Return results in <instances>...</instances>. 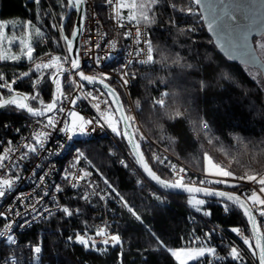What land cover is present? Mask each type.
Returning a JSON list of instances; mask_svg holds the SVG:
<instances>
[{
    "label": "trees",
    "instance_id": "obj_1",
    "mask_svg": "<svg viewBox=\"0 0 264 264\" xmlns=\"http://www.w3.org/2000/svg\"><path fill=\"white\" fill-rule=\"evenodd\" d=\"M93 1L97 12L107 23L105 0ZM140 2L137 0V3ZM41 8L45 9L43 17L35 14ZM53 9H56L53 18H49L46 13L53 12ZM189 9L192 12L190 16L185 13ZM67 11L68 7L63 5L57 8V0H41L39 7L31 0H0V23L10 20L34 21L31 25L41 28L43 35H35L32 41L33 61L48 53L64 56L67 55L66 44L63 40L55 43L59 33L51 25L53 19L57 24L62 23L64 19L60 17L65 18ZM120 11L128 17L130 9L122 7ZM149 16L151 23H141L150 26L154 61L148 67H136L129 72V94L136 106L139 101L140 120L148 135L157 145L199 172L209 174L204 159L206 154L214 164L232 172L235 177L243 176L246 172L264 175V79L255 81L244 65L219 51L193 0H160ZM74 24L73 13L65 26L69 38ZM259 39H254L255 49ZM1 69L31 72L33 67H29L28 61L4 63L0 60ZM50 72L44 71V79L37 88H33L28 78H23L17 90L30 95L38 90L40 99L45 104L50 103ZM38 75L33 73V77ZM68 80L69 77L64 78L65 89ZM107 81L127 105L121 85L113 79ZM165 92L168 95L164 97V107L154 104L153 101ZM31 104L39 107L37 101L31 100ZM14 107L11 105L0 114V135L5 123L33 120L21 110L12 111ZM177 112L179 116H176ZM202 122H207V129L202 128ZM75 148L89 158L116 188L119 196L142 218L141 221L136 220L122 203L117 231L123 241V264H179L167 249L198 247L211 227L229 230L238 226L249 231L244 215L234 205H231L232 211L225 213L222 211L224 202L204 199V208L212 212L211 217H205L189 205L190 197L167 194L154 185L153 188L143 185L138 175L122 166V157L117 152L110 154L112 147L106 139L77 140ZM124 150L129 151L125 144ZM143 150L153 169L161 177L171 180L164 163L154 159L158 157L154 150L148 147H143ZM232 185L216 184L213 187L239 194L249 190L242 185ZM66 206L79 208L81 212L71 218L64 217L62 213L51 217L23 234L17 246L0 249V260L15 258L19 262L33 261L35 253L31 249L39 245L42 248L40 262L118 264L119 246L100 253L85 251L82 246L66 240L68 236L85 233L93 227L86 206L79 202H69ZM192 215L196 221L192 220ZM150 233L159 237L167 248L161 249ZM228 233L230 242L233 233ZM193 237H200L201 240L193 242ZM205 246H208L207 242ZM211 246L215 247L213 244ZM229 250L227 246V249H220L219 252L227 255ZM218 264L234 262L226 260Z\"/></svg>",
    "mask_w": 264,
    "mask_h": 264
},
{
    "label": "snow or ice",
    "instance_id": "obj_2",
    "mask_svg": "<svg viewBox=\"0 0 264 264\" xmlns=\"http://www.w3.org/2000/svg\"><path fill=\"white\" fill-rule=\"evenodd\" d=\"M31 2L39 7L41 5V0H31ZM116 0H105V3L108 5H113ZM160 0H141L140 3H137V0H132L131 4L128 5H119V7H127L130 9L128 14V22H135L137 25L143 21L144 23H151V19L149 13L153 11V7L158 5ZM196 4H200L201 0H194ZM87 0H57V8L61 5L73 8L80 14V20L74 26V31L71 33V38H69L64 33V25L63 23L57 24L53 19V23L51 25L52 29L59 33L55 43L59 44L60 40H63L66 44V52L67 55H51L48 53L49 59L46 62H37L34 65L32 71H23L19 73L18 78H28L29 82L32 83L33 88H37V86L44 79V70L47 69H55L54 72H50L49 78L52 83L55 85V93L53 94L52 100L50 103L45 104L42 99H40V92L37 90L32 95H23L17 96L15 94L13 85L17 82V80H12L9 82L3 74H0V89H5L7 94L10 96L9 99L0 100V110L5 109L6 106L14 105L15 107L12 111L21 110L26 113L28 117L35 118V124L40 126L43 130L37 131L36 128H33V134L24 138L23 144L17 143L15 147H12L13 141L9 139L7 143L0 139V176L4 175L5 171H12L13 169H19L24 161H29L31 158L36 157L41 151H47L46 144L49 142L51 137L52 130H55L57 124L61 123L60 120L57 119V116L60 113L65 112V108L63 104L65 102L69 103L74 109L77 102L81 99L87 98L95 103H93V107L96 108L99 116L92 120H85L83 116L78 115L75 110L68 111V115L72 117L71 126L69 123H64L62 131L67 133L76 134L77 132L81 135L86 134V128L89 125L92 126H100L104 125L100 123V121H104L107 123L108 127L111 128L112 132L116 133L118 136H123L128 140L129 144L133 146V151L136 154V163L139 164L144 173L147 174L151 180L160 184L164 188H185L188 192H203L204 196H219L223 197L226 202L222 211L228 213L232 211L231 205H236L240 209L243 210V215L247 217V222L252 226V235L255 237V244L253 246V242L247 237L246 231L241 229L240 227H230V231L235 233L236 236L242 241V244L246 246V249H242L239 245H237L234 241L229 242V251L226 256L220 255L218 249L216 247L211 246L210 241L213 235L214 230H210L205 233V240L201 241L200 246L195 248H187L181 250H171L167 249L170 252V255L174 257L179 264H188L189 261H197L203 262V264H218L221 260H229L234 262V264H246V252L250 253L252 257L258 256V264H264V236H261L260 229L257 224V215L261 218H264V198L260 194H264V175H259L256 173L248 174L247 172L240 177H235L234 174L230 171L224 170L221 167H218L213 163L210 157L206 154L204 159L207 161L209 168L208 172L214 175L223 176V177H233L238 180H246L250 183L259 184V189H253L250 194L241 193L238 195H230L224 192H214L208 189H201L198 187H187L183 184L184 177L180 175V173H184V169H179L177 174V179L175 182H165L160 177H158L152 169L149 167L148 163L144 160L143 154L139 151L140 145L139 143L133 144V133L129 131L132 124L135 122V118L131 115L126 114L123 111V105L119 101V95L116 93L115 89L112 88L105 81L111 79V77L107 73H101L99 76L86 75L81 70V53H80V44L79 37L83 34V20H84V6L86 5ZM51 6V5H49ZM131 9H136L137 11H131ZM56 9H53V12L46 13L49 18H53V14ZM191 13V9L188 10ZM38 16L43 17L45 15V9L41 8L39 12L35 13ZM61 20L64 19L63 16L60 17ZM231 19V17H230ZM215 22V18L209 22V27H212V24ZM34 21L22 22V27H29ZM119 23V19L117 20ZM5 26L0 24V29H3ZM123 27V25H121ZM36 35H43L40 27L36 28ZM91 35L88 38V41L85 43H90ZM124 39H132L136 43H146L147 50L144 48H140L137 51V55L144 53L146 55V59H140L137 62L140 64H149L154 61V57L152 55L153 48L151 41L143 36V33L140 27H136L134 35H132L131 31L124 33ZM11 43V41H9ZM23 43V41H21ZM109 44L112 48L116 46L115 41H109ZM261 49H264V44L259 45ZM27 50L25 55L27 57L28 62L31 65L33 62V47L29 44L26 46ZM76 49L75 55H73V49ZM101 45L95 44L91 45V49H99ZM241 49H248L247 37L242 38V43L239 45ZM90 50V49H86ZM4 59V57L0 56V60ZM12 60L17 61L20 60L19 56H12ZM42 59V58H41ZM178 62V61H177ZM128 63H132L130 60ZM69 65L68 68H65L64 65ZM97 66H99V60L97 61ZM125 68L127 65L124 66ZM33 73L39 74L38 76L33 77ZM69 74L70 76H79V81L75 79H71L67 81L68 84V92L65 91L64 86L61 83V77H64L65 74ZM120 80L123 86L128 84L129 73L124 71L123 69L119 73ZM134 79L135 76L133 75ZM82 82H87L89 85H95L97 83L103 86V89L107 90V95L111 97V103L108 99H104L102 102L104 105H107L108 111H104L101 109V97L105 95L102 89H90L86 93V96H82L80 92H77L75 96L70 95V92L74 90H83L84 84ZM203 87V85H202ZM168 93H162L159 99H155L153 101L154 104L159 105L160 107H164L165 100L164 97L167 96ZM33 100L37 101L39 107L30 106L27 103H20L18 101L23 100ZM115 104V109L112 108V105ZM137 106L139 107V101H137ZM115 113H120L119 118L116 117ZM51 114V115H49ZM180 113L177 112L176 116H179ZM39 118H44L43 120ZM76 121L80 123L77 124ZM123 122V129L119 127V125ZM5 129L12 128L11 124L5 123L3 125ZM202 128L207 129V122H202ZM138 131V130H137ZM15 132L17 136L23 135L21 133L20 128H16ZM70 138V137H69ZM141 140L144 139L143 135L140 137ZM211 142V141H210ZM16 153L19 154L17 158ZM83 157L82 152H78L77 158L73 161V165L78 164L80 158ZM154 159L158 160L161 164L165 163L166 157H154ZM120 163L127 167L125 161L121 160ZM173 170H175L176 166H171ZM41 169L40 164H36L32 171V176L34 178L35 187L39 189L38 193L31 194L29 196L17 195L13 197V204H10L5 210L0 211V220H4L7 224V228L4 231H0V243H6L9 246H15L18 244L17 237L13 232V225L15 224V219L23 220V223L16 225L18 228H28L31 227L32 224L37 223L41 220H47L54 214V211L51 207H44L43 205L46 203L45 197H49L51 195L52 202L56 205L55 211H58L63 214L66 218H71L74 215H79L81 209L79 208H71L66 205L59 204V194L64 192V185L60 183H53L50 187H48V177L50 176V172H43L42 174H38L37 170ZM212 169H215V172H212ZM16 175L17 180L21 179L19 175ZM92 173L86 170H81L80 174L72 175L71 169L65 170L63 175V180L69 183V186L73 189L78 188L81 181H85L86 178L91 176ZM102 175V174H101ZM103 182L113 193H116V188L107 180V178L103 179ZM223 182V181H217ZM94 184V182H92ZM89 186H92L89 184ZM232 187H239V185H232ZM15 190V181L12 179H0V199L5 198L6 196L13 193ZM95 195L99 197V199L104 200L105 197L100 195L99 192H95ZM119 195V193H117ZM82 198L85 201L89 200V195H82ZM159 199V197H157ZM20 201L21 207L24 211H20L19 208L16 207L15 202ZM120 200L123 203L124 207L128 209V211L135 217L136 220L141 221L142 218L138 215L128 204L126 200L122 196H120ZM25 201H28L25 203ZM246 201L248 203H246ZM188 203L192 205L195 209L196 213H202L205 217H211L212 212L210 209L204 208L206 201L204 199H197L193 202L192 199H189ZM251 205V207L249 206ZM254 212L256 214H254ZM4 227V225H0V228ZM153 235L155 242L159 245L161 249H166L167 246L163 241L156 237L154 233H150ZM95 236L105 237L101 240L102 247H97L96 241L91 237L87 236V233H75L73 236H68L66 240L69 243L79 244L83 247L85 251H95L100 253H105L109 250V248L120 247V251L117 254L118 264H123V241L118 233L108 234L104 229L100 228L95 231ZM201 240L200 237H193V242ZM205 242H207L208 246H205ZM223 243V242H221ZM258 250V251H257ZM32 252L35 253V257L33 258V264H40V254L42 252V248L39 245L32 247ZM183 257V258H182ZM211 258V259H209Z\"/></svg>",
    "mask_w": 264,
    "mask_h": 264
},
{
    "label": "built area",
    "instance_id": "obj_3",
    "mask_svg": "<svg viewBox=\"0 0 264 264\" xmlns=\"http://www.w3.org/2000/svg\"><path fill=\"white\" fill-rule=\"evenodd\" d=\"M193 4L195 5V7H198V4H196L194 0ZM105 5L107 7V23L103 21V19L97 12L93 0H87V3L85 5L86 15L83 25L84 31L80 39L81 70L86 75L93 76H99L101 73H107L111 77V79L115 80L121 85L127 100V105H125V109L128 115H131L135 118V122L134 124H132V127L140 145H142V147L152 148L158 157L167 158L165 160L164 165L169 170L171 178L170 181L172 182H175V180L178 178L176 173L179 171V169L182 168L185 170L184 173H180V175L184 177L183 184L201 185L211 188H215L213 187V185L216 184L242 185L249 188V190L246 191V193L248 194H250L253 189L258 190L256 183H250L246 180L234 179L233 177L209 175L199 172L193 169L179 157L173 155L166 149L157 145L152 140V138L148 135L141 123L136 104L130 97V76L128 77V84L126 86H123L119 75L122 69L129 73L130 70L136 67H148L151 64H140L137 62L142 58L146 59V55L144 53L137 55V51L140 48H144L145 51L147 50L146 43L142 42L138 44L132 39H124L125 32H128L130 30L132 35H134L136 27H140L143 36L150 40V26L142 23H140L139 25H137L135 22L129 23L127 19L128 17L123 15L120 11L119 0H116L113 5H108L106 3ZM185 13L188 16L192 14V12L189 13V11H186ZM118 19L119 23H117ZM121 25H123V27H121ZM90 35V43L86 44L85 42L88 41ZM109 41H115L116 46L112 48L109 44ZM98 43L101 45L99 49H91V45H95ZM86 49L90 50L86 51ZM48 59V54L44 55L39 59L31 62V65L29 63V67L34 68L35 63L46 62ZM98 60L99 66H97ZM130 60L132 61V63H128ZM125 65H127L126 68L124 67ZM22 72V69L0 70V74H3L9 82H11L12 80H17V82L13 85L15 92L19 91L17 90V87L22 83V79L18 78L19 73ZM71 79L79 81L78 75L70 76L69 80ZM62 85L64 86V79ZM66 87L67 88L64 89L66 92H68V84H66ZM90 89L100 88H88L84 84L83 90H74L70 92V95L75 96L77 92H80L82 96H86V93ZM25 94L29 95L28 93ZM5 95L7 97L9 96L5 89H0V99L3 98ZM104 99H108L110 103L111 99L106 93L104 96L101 97V109L104 111H108L107 105H104L102 102ZM18 102L22 103L21 100ZM93 103L95 102L90 99L84 98L79 100L75 108L73 109L69 103L65 102L63 104L65 112L60 113L57 116V119L60 120L61 123L57 124L55 130H52L50 140L46 144L47 151H41L36 157L31 158L30 162L24 161L19 169L5 171L4 175L0 176V179H12L15 181V190L13 191V193L3 199H0V211L5 210L10 204H13V197L17 196L18 194L22 196H29L31 194L39 192V189L35 187L32 171L36 164H40L41 169L37 170L38 174H42L43 172H50V176L47 178L48 187H50L53 183H60L64 185V192L59 194L60 205H67V203L69 202H79L88 208L91 220L93 221V227L85 233H87V236L91 237L96 241L97 247L99 248L102 247L100 242L105 237L95 236V231L97 229L102 228L108 234L118 233V213L119 209L122 206V202L120 200V196L117 195L118 191L116 190V193H113L111 189H109L107 185L104 184L103 179L105 177L101 175L100 171L95 168V166L92 164V162L86 155L83 154V157L80 158L79 163L75 164V166H72L73 161L78 156V152H81L79 149L75 148L77 140L90 141L94 139H106L107 141H109L112 147L110 154L113 155L115 152H117L122 157V159L125 160L127 167L122 165L124 168L138 175L142 179L141 181L143 185H147L152 188L154 186L152 183H150V181L148 182V180L145 178V176L137 166L136 162L132 158L130 152L124 150L125 143L123 137L118 136L116 133L112 132L111 128H109L107 123H105L104 121H100V123L104 125L103 127L92 125L87 126L86 134L83 135L79 134L78 132L76 134H65V132L61 130L64 126V123L66 122L69 123V126H71L72 117L67 114L70 110H75L78 115L83 116L85 120H92L98 117L99 113L97 112L96 108L93 107ZM112 108L115 109L114 104L112 105ZM115 115L117 117L116 113ZM40 119L43 120L44 118ZM34 121L35 120H23L17 123H12V128H4L3 132L0 135V139H2L5 144L9 139H11L13 141V145H11L12 147H15L17 143L22 145L24 142V138L33 134V128H36L37 131L43 130L40 126L36 125ZM16 128H20L21 133L23 135L17 136L15 132ZM141 135H143L144 137L143 140L140 139ZM16 155L18 158L19 154L16 153ZM172 165L176 166L175 170L172 169ZM69 168L71 169L72 175L80 174L81 170L89 171L90 173H92V175L86 178L85 181H81L78 188L73 189L69 186L68 182L63 180L65 170ZM13 173H16L22 178L17 180L16 175H14ZM217 181L223 182L221 183ZM92 182H94V184ZM89 184H91L92 186H89ZM95 192H99L100 195H103L105 197V199H99V197L94 194ZM82 195H89V200L85 201L80 198ZM260 195L262 196V198H264L263 194ZM45 201L46 203L43 206L51 207L54 211V214L51 217L60 214V212L55 211L56 205L52 202L51 195L49 197H45ZM27 202L28 201H25V203ZM15 204L20 211H24V209L20 205V201L17 200ZM51 217H49L48 219H50ZM13 219H15V224L13 225V232L17 237L18 244L20 243L21 237L24 233L34 229L36 226L41 225L46 221L41 220L37 223L32 224L31 227L21 229L16 227V225L23 223V220L16 218ZM192 220L196 221L194 215H192ZM257 221L259 222L261 229L264 233V218H261L257 215ZM0 225H4V227L0 228V231H4L7 228V224L4 220H0ZM240 228L244 229L243 227ZM210 230H214L210 244L215 245V247L218 249V252L220 249H227V246L229 245V240L227 239L229 237L228 231L230 230L224 229L223 227H211ZM244 230L246 231L247 237L251 241H253L252 234L250 233V231H247L246 229ZM232 235L233 237L230 240L234 241L242 249H246V246L242 244V241L236 236V234L233 233ZM15 246H9L6 243H0V249L12 248ZM219 254L226 256L225 253L222 252H219ZM225 261L226 260H221L219 262L221 263ZM0 264H33V261L19 262L17 259L12 258L9 260H0ZM40 264L48 263L40 262ZM246 264H258L256 257H252L250 253L246 252Z\"/></svg>",
    "mask_w": 264,
    "mask_h": 264
},
{
    "label": "water",
    "instance_id": "obj_4",
    "mask_svg": "<svg viewBox=\"0 0 264 264\" xmlns=\"http://www.w3.org/2000/svg\"><path fill=\"white\" fill-rule=\"evenodd\" d=\"M198 8L202 14L204 24L206 26L207 32L211 39L213 40L216 47L219 49L221 53H223L226 57H228L231 60L237 61L241 63L242 65H246L252 68H258L263 73V79H264V62L261 60L259 54L257 53L255 46H254V39L255 38H261L264 36V0H201V3L198 4ZM75 14V24L80 20V14L73 8L68 7L67 14L63 20L64 25V33H65V26L70 19L72 14ZM86 15V9L84 6V17ZM231 17V19H230ZM215 18V22L212 24V27H209V22ZM85 20V18H84ZM83 20V25H84ZM75 29L73 28V31ZM66 34V33H65ZM247 37L248 42V49L244 50L239 47V45L242 43V38ZM71 38V37H70ZM81 36L79 37V44H80ZM75 47L73 49V55H75ZM65 68H68V66H64ZM69 74H65L64 77H61V83H63V79L68 76ZM79 77V76H78ZM108 83L112 88H114L108 81H105ZM84 83L88 88H94L98 87L102 89L106 94L107 90L103 89V86L99 83L95 85H89L87 82ZM52 94H51V100L53 97V94L55 93V85L52 83ZM115 89V88H114ZM116 93L119 95V101L123 105V111L127 114L125 109V104L120 96V94L115 89ZM17 96H23L26 95L23 92H15ZM109 97V96H108ZM10 96L4 98L9 99ZM111 99V97H109ZM22 103H27L30 106L31 99L27 101L21 100ZM51 102V101H50ZM11 106V105H9ZM9 106H6L5 109L0 110V114L4 112ZM114 107L116 105L114 104ZM117 118H119L120 113H116ZM50 115V114H49ZM35 120V118H31ZM40 119V118H39ZM121 129H123V122L120 124ZM130 132L133 133V144L139 143L135 132L133 130V127L131 126L129 129ZM123 137V136H122ZM124 139V143L127 146L132 158L136 162V154L133 151V146L129 144L128 140ZM140 145V143H139ZM139 151L143 154L144 160L148 163L149 167L152 169V171L160 177L165 182H172L170 180H166L165 178L161 177L150 165L148 162L143 147L140 145ZM137 164V163H136ZM143 175L157 188L162 190L163 192L171 195H179V196H186V197H197L200 199H208V200H214V201H220L224 203H231L226 202L223 197L219 196H204L203 192H188L185 190V188H164L160 184L156 183L155 181L151 180L150 177L147 176L146 173H144L142 167L137 164ZM187 187H198L201 189H208L214 192H224L230 195H238L239 193L220 189V188H211V187H205L201 185H193V184H184ZM246 203H248L246 201ZM237 207L241 213L243 214V210ZM250 206V204H249ZM251 207V206H250ZM255 214V213H254ZM245 217V216H244ZM247 221V217H245ZM248 224L249 231L252 234V226L251 224ZM258 227L260 229L261 236H264V233L261 229V226L259 222L257 221ZM253 239V246L255 244V237L252 235ZM258 251V250H257ZM258 262V256L256 257Z\"/></svg>",
    "mask_w": 264,
    "mask_h": 264
},
{
    "label": "rangeland",
    "instance_id": "obj_5",
    "mask_svg": "<svg viewBox=\"0 0 264 264\" xmlns=\"http://www.w3.org/2000/svg\"><path fill=\"white\" fill-rule=\"evenodd\" d=\"M131 1L132 0H119V5L121 4L128 5L131 4L130 3ZM121 8L122 7H120V9ZM21 23L22 22H18L16 20L15 21L10 20L7 22L0 23L5 26L3 29H0V56L4 57V59L1 60L4 63H19L21 61H26V62L28 61L25 55V52L27 50L26 46L29 44L32 46L33 38L36 35V27L32 25H30L29 27H22ZM9 41H11V43H9ZM21 41H23V43H21ZM261 44H264V37H261L257 41V47H256V51L259 54L261 60L262 59L264 60L263 57L264 49H261V47L259 46ZM12 56H19L20 60L14 61L11 59ZM244 68L246 72L250 75V77L255 81L259 82V80H262L263 73L260 69L252 68L246 65H244ZM48 70L50 69L44 71H48ZM76 123H79V121H76ZM207 168H209L208 163H207ZM212 172H215V169H212ZM209 175H214V174L209 173ZM259 187L260 185L258 184V189ZM190 199H192L194 202L195 200L200 198L190 197ZM190 206L194 209L192 205ZM171 250H181V249H171ZM194 262L196 261H189L188 264H192Z\"/></svg>",
    "mask_w": 264,
    "mask_h": 264
},
{
    "label": "bare ground",
    "instance_id": "obj_6",
    "mask_svg": "<svg viewBox=\"0 0 264 264\" xmlns=\"http://www.w3.org/2000/svg\"><path fill=\"white\" fill-rule=\"evenodd\" d=\"M66 66H68V65H66ZM66 77H70L69 75L68 76H66ZM30 95V94H29ZM139 118H140V116H139ZM121 128V127H120ZM123 160V159H122ZM123 161H125V160H123ZM257 187H258V184H257ZM25 234V233H24ZM22 238V237H21ZM21 242V241H20ZM7 260H9V259H7ZM48 263V262H47ZM49 264V263H48Z\"/></svg>",
    "mask_w": 264,
    "mask_h": 264
},
{
    "label": "crops",
    "instance_id": "obj_7",
    "mask_svg": "<svg viewBox=\"0 0 264 264\" xmlns=\"http://www.w3.org/2000/svg\"><path fill=\"white\" fill-rule=\"evenodd\" d=\"M50 70H52V72H54V71H55V69H50Z\"/></svg>",
    "mask_w": 264,
    "mask_h": 264
}]
</instances>
